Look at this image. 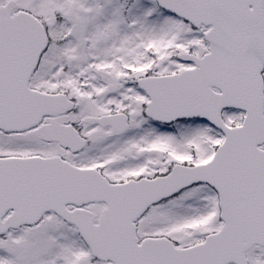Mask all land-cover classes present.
<instances>
[{"label":"snow or ice","instance_id":"snow-or-ice-1","mask_svg":"<svg viewBox=\"0 0 264 264\" xmlns=\"http://www.w3.org/2000/svg\"><path fill=\"white\" fill-rule=\"evenodd\" d=\"M0 264H264V0H0Z\"/></svg>","mask_w":264,"mask_h":264}]
</instances>
